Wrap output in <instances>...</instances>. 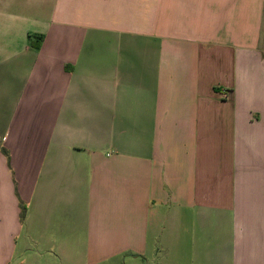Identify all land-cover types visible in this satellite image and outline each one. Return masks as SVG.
I'll use <instances>...</instances> for the list:
<instances>
[{
    "label": "crops",
    "instance_id": "1",
    "mask_svg": "<svg viewBox=\"0 0 264 264\" xmlns=\"http://www.w3.org/2000/svg\"><path fill=\"white\" fill-rule=\"evenodd\" d=\"M0 264H264V0H0Z\"/></svg>",
    "mask_w": 264,
    "mask_h": 264
},
{
    "label": "trees",
    "instance_id": "2",
    "mask_svg": "<svg viewBox=\"0 0 264 264\" xmlns=\"http://www.w3.org/2000/svg\"><path fill=\"white\" fill-rule=\"evenodd\" d=\"M25 213H26V208L22 207V212H21V219L24 220L25 218Z\"/></svg>",
    "mask_w": 264,
    "mask_h": 264
}]
</instances>
